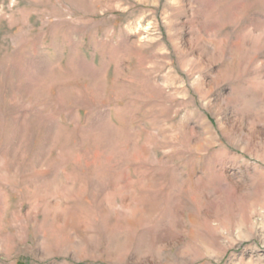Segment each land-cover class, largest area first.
Instances as JSON below:
<instances>
[{
	"label": "rangeland",
	"instance_id": "1",
	"mask_svg": "<svg viewBox=\"0 0 264 264\" xmlns=\"http://www.w3.org/2000/svg\"><path fill=\"white\" fill-rule=\"evenodd\" d=\"M0 264H264V0H0Z\"/></svg>",
	"mask_w": 264,
	"mask_h": 264
}]
</instances>
